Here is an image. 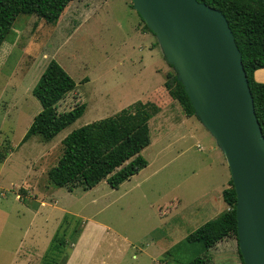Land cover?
Instances as JSON below:
<instances>
[{"label": "rangeland", "instance_id": "rangeland-1", "mask_svg": "<svg viewBox=\"0 0 264 264\" xmlns=\"http://www.w3.org/2000/svg\"><path fill=\"white\" fill-rule=\"evenodd\" d=\"M143 30L131 0H73L55 25L29 15L13 23L0 47V264H63L80 230L98 248L91 264L99 258L153 264L151 257L188 264L198 256L209 264H241L234 237L208 251L186 241L226 210L222 191L230 173L210 137H199L206 131L195 116L183 128L177 121L186 116L176 102L161 95L158 109L153 105L166 75L175 72L155 36ZM52 60L75 82L57 111L85 104V112L52 140L35 135L22 143L41 109L32 88ZM130 105L150 111V144L141 152L147 166L118 189L105 181L90 190L54 187L47 175L62 155V140ZM196 122L199 139L184 137Z\"/></svg>", "mask_w": 264, "mask_h": 264}, {"label": "trees", "instance_id": "trees-1", "mask_svg": "<svg viewBox=\"0 0 264 264\" xmlns=\"http://www.w3.org/2000/svg\"><path fill=\"white\" fill-rule=\"evenodd\" d=\"M72 1L0 0V47L18 16H35L47 24L55 25ZM197 2L220 11L228 22L242 56L255 114L264 137V84L254 78L257 70L264 69V2L262 0H197ZM144 31L150 32L145 23ZM162 87L153 104L157 105L155 108L158 109L159 97L163 95L166 99L168 97L176 102L186 117L195 116L189 97L174 73L169 72L166 75ZM74 89L75 82L67 72L55 60L50 61L32 88V96L38 101L41 109L33 117L22 143L35 135L41 136L45 141L52 140L84 114L85 104L75 105L69 111L61 113L57 111L58 103ZM148 112L143 107L130 105L110 117L72 130L62 140L63 152L57 164L48 171L49 182L54 187L66 188L68 191L74 188L90 190L101 181H105L111 189H118L123 182L147 166L141 152L150 144ZM228 183L229 188L222 191V200L228 209L190 233L186 237L188 243H198L202 250L208 251L227 238L234 237L237 241L236 195L231 180ZM55 242L56 238L52 241L51 248ZM60 245L62 246L63 242ZM55 246L58 249V245ZM55 253L57 254L58 250ZM48 256L49 254H46L45 258ZM239 257L243 264L240 254ZM55 262L50 261L48 264ZM188 264H209V260L198 256Z\"/></svg>", "mask_w": 264, "mask_h": 264}, {"label": "water", "instance_id": "water-1", "mask_svg": "<svg viewBox=\"0 0 264 264\" xmlns=\"http://www.w3.org/2000/svg\"><path fill=\"white\" fill-rule=\"evenodd\" d=\"M131 2L225 156L243 264H264V137L225 16L197 0Z\"/></svg>", "mask_w": 264, "mask_h": 264}, {"label": "crops", "instance_id": "crops-1", "mask_svg": "<svg viewBox=\"0 0 264 264\" xmlns=\"http://www.w3.org/2000/svg\"><path fill=\"white\" fill-rule=\"evenodd\" d=\"M144 31V30H143ZM145 32V31H144ZM147 32V31H146ZM164 57V56H163ZM261 73H264V69H260V70H257L255 73H254V78H255V80L257 81V82H259V83H263L264 84V75L262 76V75H260ZM259 74V75H258ZM164 83V82H163ZM163 83H162V85H163ZM192 117H194V116H192ZM189 118H191V117H189ZM196 120H197V122H198V124H199V127H201V129H205V133H206V135H204V134H202L201 132H200V138L201 139H205V138H209V140H207V139H205V140H207V142L209 143V144H211V143H214L215 144V148H211L213 151H215V150H218L219 151V153H221V155H223V153H222V151H221V149L219 148V146H218V144H217V142H216V139L210 134V132L201 124V122L198 120V118L197 117H194ZM187 119V117L185 118V120L184 121H182V122H180V121H177V123H180V124H183V128L186 126V124L188 123V120H186ZM197 122L194 124V126L192 127V128H190V129H187V131H186V133L185 134H183L184 135V137H189V136H192V137H194V138H198L197 136H196V131H198L197 130V128H195L196 127V125H197ZM176 123V124H177ZM186 123V124H185ZM200 129V128H199ZM200 131V130H199ZM182 135H181V139H182ZM199 139V138H198ZM199 149H202L201 147L199 148ZM223 157H224V160H225V163H226V159H225V156L223 155ZM226 165H227V163H226ZM228 167V166H227ZM229 170V169H228ZM230 180V179H229ZM229 182V181H228ZM41 204L43 205V204H45L43 201H41ZM226 205V204H225ZM226 210L228 209V206L226 205ZM225 210V211H226ZM84 231H86V230H84ZM82 231L80 230V232H79V234H78V236L76 237L75 235H74V237L76 238V240H75V242L70 246V254L69 255H67V257L65 258V261L63 262V264H91V262L93 261V257L97 254V251H98V248H96V247H89L88 245H87V243H88V241L90 242V240L89 239H87L85 242H84V239L85 238H83L84 237V235H82ZM95 233H96V229L95 230H92V231H90V235H95ZM82 235V237H80ZM81 242H83V246L81 245ZM94 245V244H93ZM153 254H155V251H153ZM226 258H228V256L226 257ZM132 259L133 260H138L139 258H138V256L136 255V254H134L133 256H132ZM157 258H154V257H151V262L153 263V264H157V260H156ZM96 261H100V263H93V264H110L108 261H105L104 260V258L102 259V258H99V259H97ZM139 262V261H138Z\"/></svg>", "mask_w": 264, "mask_h": 264}]
</instances>
